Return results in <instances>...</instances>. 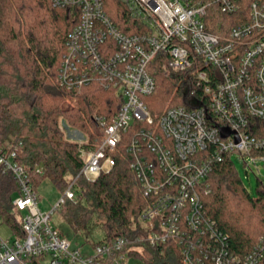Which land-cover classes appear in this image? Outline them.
Masks as SVG:
<instances>
[{
  "label": "built area",
  "instance_id": "built-area-1",
  "mask_svg": "<svg viewBox=\"0 0 264 264\" xmlns=\"http://www.w3.org/2000/svg\"><path fill=\"white\" fill-rule=\"evenodd\" d=\"M122 2L138 34L119 29L103 0L54 2L80 10L59 69V85L70 93L65 107L77 106L91 83L113 91L120 106L110 120L95 115L100 140L79 146L83 167L51 212L40 209L19 160L21 144L0 145V168L19 188L12 208L21 228L17 236L0 217V227L15 236L0 237V264H128L129 252L141 253L124 238L95 243L84 253L52 222L57 210L76 200V180L95 182L109 173L120 148L132 155L130 168L149 200L136 225L150 231V245L179 239L182 264H264V234L246 256L230 253L199 192L226 155L248 167L264 163V153L254 155L264 152V137L251 133V119H264V0ZM159 54L165 76L194 69V87L185 104L154 116L146 98L156 91L150 67Z\"/></svg>",
  "mask_w": 264,
  "mask_h": 264
},
{
  "label": "trees",
  "instance_id": "trees-1",
  "mask_svg": "<svg viewBox=\"0 0 264 264\" xmlns=\"http://www.w3.org/2000/svg\"><path fill=\"white\" fill-rule=\"evenodd\" d=\"M54 2L0 0V145L21 144L19 160L37 192L48 179L63 194L79 175L83 161L78 143L65 138L61 121L88 136L86 148L94 147L101 137L95 115L112 119L120 101L110 89L91 83L75 108L63 109L70 93L59 85V69L68 36L80 21V10L58 7ZM103 3L105 13L119 29L127 34L139 33L138 23L130 22L122 1ZM161 57L159 54L150 67L156 91L146 98L154 116L185 104L194 87V69L165 76ZM251 127L254 136L264 137V119H251ZM132 160V155L120 148L115 167L95 182L79 177L75 182L76 200L67 201L57 211L75 234L89 237L92 229H100L99 242L124 238L128 247L141 246V253H128L131 261L182 264L179 239L152 246L146 241L150 231L136 225L149 200L130 168ZM18 191L12 175L0 168V217L20 236V223L12 208ZM199 192L208 214L227 236L230 253L240 257L249 254L264 234V186L259 182L256 193H249L232 157L226 155L214 164ZM138 238L145 240L140 242Z\"/></svg>",
  "mask_w": 264,
  "mask_h": 264
},
{
  "label": "rangeland",
  "instance_id": "rangeland-1",
  "mask_svg": "<svg viewBox=\"0 0 264 264\" xmlns=\"http://www.w3.org/2000/svg\"><path fill=\"white\" fill-rule=\"evenodd\" d=\"M122 1V0H119ZM68 100L63 104V109H68L65 104H67ZM69 105H71L69 103ZM69 107L70 110L75 108ZM61 126L65 132V138L70 140L71 142L81 144H88L89 138L86 134L81 132L79 129L74 127H69V125L65 121H61ZM237 173L241 179L243 186L248 190L249 193L255 194L259 182L264 186V163L258 162L257 166L250 165V167L246 166V164L239 159L236 155L232 157ZM39 195V206L40 209L45 212H51V210L58 203L59 198L62 196V193L58 188L50 180H45L38 188ZM53 224L59 229V231L69 239L71 244L75 247H80L84 253H88L95 243H98L100 239H102V233L100 229H92V233L89 237L85 234H75L70 226L64 221V219L60 216L59 212H55L52 215ZM0 237L2 238H15L12 236L10 229L3 225L0 227ZM128 264H141L140 261H130Z\"/></svg>",
  "mask_w": 264,
  "mask_h": 264
},
{
  "label": "water",
  "instance_id": "water-1",
  "mask_svg": "<svg viewBox=\"0 0 264 264\" xmlns=\"http://www.w3.org/2000/svg\"><path fill=\"white\" fill-rule=\"evenodd\" d=\"M224 136H227V133Z\"/></svg>",
  "mask_w": 264,
  "mask_h": 264
}]
</instances>
